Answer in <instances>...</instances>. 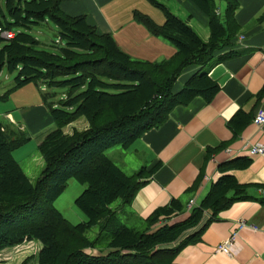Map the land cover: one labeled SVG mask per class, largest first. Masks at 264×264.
Listing matches in <instances>:
<instances>
[{
    "label": "trees",
    "instance_id": "1",
    "mask_svg": "<svg viewBox=\"0 0 264 264\" xmlns=\"http://www.w3.org/2000/svg\"><path fill=\"white\" fill-rule=\"evenodd\" d=\"M63 1L0 0V28L14 32L10 39L0 36V72L4 67L17 72L13 89L29 82L66 88L57 101L52 99L54 93L43 94L55 128L37 145L44 167L35 182L12 154L30 140L29 135L0 122V252L34 240L40 249L22 264L33 258L32 264H172L180 249L196 240L204 212L212 218L234 202L249 198L245 186L223 173L185 218L177 219L184 205L173 198L153 210L142 222L145 228L138 230L139 226L129 225L110 204L118 199L130 204L156 166L150 170L142 166L127 174L105 152L113 146L127 149L144 132L162 125L178 105L195 97L211 101L219 86L204 66L216 51L232 44L239 29L235 19L239 2L224 0L221 15L216 0H191L208 19L209 36L204 40L166 5L149 0L163 9L164 22L157 24L138 11H134L135 19L175 48L171 56L149 61L123 51L86 14L62 11ZM45 21L58 28L56 36L64 42L58 52L38 49L40 41L28 31ZM190 65L198 68L174 91L180 74ZM236 116L228 122L230 127ZM82 117L85 128L64 131ZM249 163L248 157H240L220 164L219 169L244 168ZM70 179L84 186L74 199L85 216L77 223L54 205ZM93 226H98V232L90 239L86 233ZM191 229L196 230L184 236Z\"/></svg>",
    "mask_w": 264,
    "mask_h": 264
},
{
    "label": "crops",
    "instance_id": "2",
    "mask_svg": "<svg viewBox=\"0 0 264 264\" xmlns=\"http://www.w3.org/2000/svg\"><path fill=\"white\" fill-rule=\"evenodd\" d=\"M115 1L65 0L60 7L69 15L86 14L89 22L100 32L110 33L117 45L132 57L161 60L174 53L175 48L169 41L151 35L130 16L132 8H140L137 3L141 0H134L127 7L129 16L125 20L104 10ZM165 1L167 8L186 20L204 40L208 39V19L191 0ZM238 2L235 19L239 29L232 44L216 51L204 66L219 86L211 101L195 97L186 105L174 107L162 125L144 132L127 149H122L124 154L115 151L121 147H110L120 153L122 163H126L125 156L132 154L135 168L146 166L150 170L156 166L131 203H118L114 209L132 226H144L143 220L153 210L173 198L180 199L184 205V212L177 219L185 218L193 207L199 206L212 183L223 173L233 175L245 186L249 198L234 202L212 218L204 212L196 240L183 246L172 264H264V152L253 156L248 152L251 145L264 147V127L253 121L257 111L264 110V0ZM142 7V11L151 15L146 3ZM153 17L161 23L162 16ZM197 68L186 67L175 87H180L177 84L182 85ZM18 109V105L13 108L7 104L0 111V122L18 126L31 135L30 140L35 137L36 148L43 139L41 133L47 130L43 128L53 121L46 104L36 93L29 104L21 106L20 118ZM236 114L230 127L228 122ZM74 124L67 125L69 129L65 132L71 133L76 128ZM79 124L81 129L87 126L86 121ZM17 149L12 154L20 164L15 155ZM107 155L114 160L110 152ZM240 157H248L249 165L223 172L219 169L220 164ZM38 163L44 167L43 159ZM27 176L33 182L39 175L34 172ZM242 221L246 226L238 228ZM251 225L259 229L254 230ZM196 229L188 230L184 236ZM233 232L230 254L217 251L216 246Z\"/></svg>",
    "mask_w": 264,
    "mask_h": 264
},
{
    "label": "rangeland",
    "instance_id": "3",
    "mask_svg": "<svg viewBox=\"0 0 264 264\" xmlns=\"http://www.w3.org/2000/svg\"><path fill=\"white\" fill-rule=\"evenodd\" d=\"M143 1V2H142ZM160 3H166L165 0H158ZM134 2V0H117L115 1L113 4L107 6L104 8L105 11L110 10L111 12H113L115 15L121 17L123 20H125L126 18H128V9L127 7H129L132 3ZM142 3H146L147 5V10H150L151 15L145 13L144 11H142L140 8H144L142 7ZM140 4V8H132L130 11V16H132V19H134V21L136 23H140L138 20L135 19L134 17V11H138L141 13H144L146 15H148L155 23L157 24H162L165 20V16H164V11L163 9L156 5L151 3L149 0H141V2L138 1L137 5ZM165 5V4H164ZM216 6H217V10L218 12L223 15L224 10H225V1L224 0H216ZM4 14L6 15V12L4 11V8H2ZM162 16V20L161 23L156 22V20L154 19L155 17L153 16ZM126 15H128L127 17H125ZM6 18L8 19V16L6 15ZM0 20L3 21V16L1 15V9H0ZM143 25V24H142ZM14 31L17 29H13ZM36 39H38L40 41V44L38 45V49H43V50H47V51H51V52H58L59 49L57 48L58 46H62L64 44L63 41H59L57 44L56 40L58 39V37L56 36L58 33V28L51 22V21H45V22H41L39 24H35L32 25L31 28L28 30ZM149 32V31H148ZM150 33V32H149ZM151 34V33H150ZM153 35V34H151ZM155 36V35H154ZM57 45V46H55ZM156 50H154L155 53ZM154 55V54H153ZM135 58V57H133ZM137 59V58H136ZM140 60H149V61H161V60H157V59H147V58H138ZM17 75V72L14 71L12 73L8 72L6 70V68L4 67L2 69V71L0 72V95H2L4 92L9 91L8 95L6 97L5 100L1 101L0 100V111H2L5 106L8 104V107H13L15 108L17 105L19 106L18 109V118L21 117V106L25 105V104H29L31 102V99L33 96L38 95V97L43 100V94L44 92L42 91V89H45L46 92H50V93H54V95L52 96V99L54 101H57L60 98L64 97L66 88L64 87H55V86H47L42 83L39 82V84H36L34 82H29L24 84L21 87H17L15 89L14 88V78ZM64 77H60L59 79H62ZM180 85V87L183 85L181 84H177ZM178 87V88H180ZM177 87H175L173 90L176 91L178 90ZM112 92L116 91L115 89H110ZM1 117V115H0ZM81 121H85V119L79 118L77 120H75L74 122H72L77 129H81V125L79 124ZM18 123V122H16ZM50 126L52 127L50 129ZM15 128L18 130V126H15ZM49 128V129H48ZM55 128V124L50 123L49 125H47L46 127L43 128V131L41 133L42 138L45 137V135L53 130ZM69 127L65 126L64 127V131L68 130ZM26 132V131H24ZM40 134V133H39ZM27 135L31 136L28 132ZM35 137H33L31 140H29L27 143H25L22 147L18 148L17 151L15 153V155L19 158L20 160V165L23 167H21L22 169L25 170V174L27 175H32L34 174V172L37 174V176L40 174L42 167L38 162L42 161L41 155L38 151V148L36 146L35 148ZM115 147H120V146H115ZM111 149V148H109ZM123 148H119L115 151H120L124 154ZM112 150V149H111ZM125 150V149H124ZM115 151H109L110 155L113 156L114 158V162L127 174H131L134 170H138L140 167L135 168L132 164L133 161V155L132 154H128V157L125 156V162L126 163H122L121 159L119 158L120 153L119 152H115ZM108 149L105 152L106 154L109 153ZM22 156V157H21ZM23 170V171H24ZM37 178V177H36ZM35 180V179H34ZM35 182V181H33ZM85 185V184H84ZM84 186L81 185L79 182H77L74 179H70L68 181V184L66 186V188L64 189V191L62 192V194L54 201V205L57 207L58 210H60V212L72 223H77L80 222L82 220H85V216L84 214L75 206L74 204V199L76 198V196L81 192V190H83ZM118 203H121V201L115 200L114 202H112L110 204V208H112L113 210L116 209L118 207ZM138 230H143L145 228V226H139L136 227ZM98 232V226H93L92 228H90L87 231V236L90 239H93L96 234ZM40 249V244L37 241L34 240H30V241H26L20 245L14 246V247H10V248H5L0 252V264H22V261L25 258H28L32 255L35 256V254L39 251ZM34 258L32 260H30L29 264H32L34 262Z\"/></svg>",
    "mask_w": 264,
    "mask_h": 264
},
{
    "label": "built area",
    "instance_id": "4",
    "mask_svg": "<svg viewBox=\"0 0 264 264\" xmlns=\"http://www.w3.org/2000/svg\"><path fill=\"white\" fill-rule=\"evenodd\" d=\"M0 36L5 38V39H10L14 36V32L13 31H10V30H2L0 28ZM59 42V39L56 40V43ZM253 121L260 127H264V110L263 109H259L257 111V113L255 114L254 118H253ZM248 152H249V155H258V154H263L264 152V147L261 146V145H251L249 148H248ZM246 226V224L242 221L240 222L237 227L238 228H242ZM251 228L256 230V229H259L257 228L256 226H253L251 225ZM264 230V229H263ZM234 236H235V232H233L230 237L224 241L223 243H220L216 246V250L217 251H220L222 253H225V254H230V251H231V245H232V241L234 239Z\"/></svg>",
    "mask_w": 264,
    "mask_h": 264
}]
</instances>
